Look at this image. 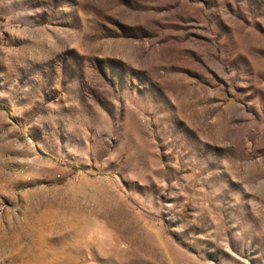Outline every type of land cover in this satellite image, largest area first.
Listing matches in <instances>:
<instances>
[{
    "label": "rangeland",
    "instance_id": "1",
    "mask_svg": "<svg viewBox=\"0 0 264 264\" xmlns=\"http://www.w3.org/2000/svg\"><path fill=\"white\" fill-rule=\"evenodd\" d=\"M0 264H264V0H0Z\"/></svg>",
    "mask_w": 264,
    "mask_h": 264
}]
</instances>
